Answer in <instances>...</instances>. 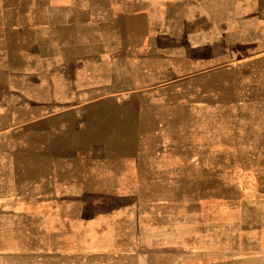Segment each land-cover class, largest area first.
Returning <instances> with one entry per match:
<instances>
[{
  "label": "crops",
  "instance_id": "obj_1",
  "mask_svg": "<svg viewBox=\"0 0 264 264\" xmlns=\"http://www.w3.org/2000/svg\"><path fill=\"white\" fill-rule=\"evenodd\" d=\"M257 20H264V0H0V264L21 258L2 246L14 230L20 235L28 204L54 206L45 198L60 189L54 173L28 181L27 165L58 163L16 156L27 150L28 126L73 116L77 104L139 99L174 78L213 68L219 46L230 45L223 52L233 54L235 33ZM255 28L261 31L260 24ZM43 183L54 191L44 192ZM257 197L258 203L226 211L196 207L189 231L182 227L186 215H163L161 224L138 221L132 253L90 248L96 236H106L108 216L82 218L76 228L68 221L73 238L66 244L124 259L115 264H149L153 254L141 239L151 230L169 254L165 264H264V198Z\"/></svg>",
  "mask_w": 264,
  "mask_h": 264
},
{
  "label": "rangeland",
  "instance_id": "obj_2",
  "mask_svg": "<svg viewBox=\"0 0 264 264\" xmlns=\"http://www.w3.org/2000/svg\"><path fill=\"white\" fill-rule=\"evenodd\" d=\"M250 23L261 31L236 32L234 53L220 45L213 68L174 78L139 99L77 104L73 116L28 126L27 150L16 156L58 159L27 165L28 181L54 173L60 189L43 183L44 192L57 193L45 198L54 206L28 204L24 229L2 246L21 258L3 263H122L66 244L73 238L68 221L76 228L82 218L92 223L108 216L106 236H96L90 248L124 254L135 252L138 221L186 215L182 227L189 231L196 207L226 211L258 203L259 193L264 198V20ZM146 231L151 235L141 245L153 254L149 264H165L163 240Z\"/></svg>",
  "mask_w": 264,
  "mask_h": 264
}]
</instances>
